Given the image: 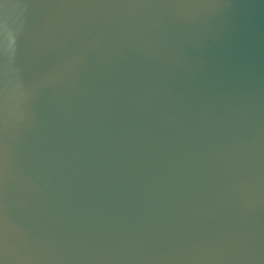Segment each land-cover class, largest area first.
<instances>
[{"label":"water","instance_id":"1","mask_svg":"<svg viewBox=\"0 0 264 264\" xmlns=\"http://www.w3.org/2000/svg\"><path fill=\"white\" fill-rule=\"evenodd\" d=\"M0 264H264V0H0Z\"/></svg>","mask_w":264,"mask_h":264}]
</instances>
